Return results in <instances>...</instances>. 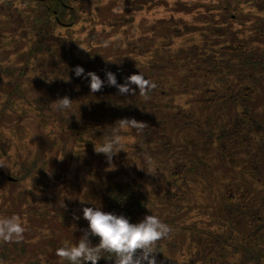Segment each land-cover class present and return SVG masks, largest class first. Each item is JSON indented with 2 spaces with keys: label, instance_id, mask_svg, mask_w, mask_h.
<instances>
[{
  "label": "trees",
  "instance_id": "1",
  "mask_svg": "<svg viewBox=\"0 0 264 264\" xmlns=\"http://www.w3.org/2000/svg\"><path fill=\"white\" fill-rule=\"evenodd\" d=\"M166 1L169 9L165 8L159 13L149 10V14L136 10L137 14L127 17L126 21V17H123L122 21L105 25L102 31L94 28L86 35L88 38L84 35L79 40L62 31H71L81 21L80 15L84 5H71V0H27L25 4L19 0H0V25L8 31L7 36L16 38L12 45L14 49L9 50V54L18 56V60H25L18 65H13L17 63L15 61L13 64L12 61H5L6 66L10 68L0 69V73L7 76L5 80L3 76L0 77V93L2 82L9 80L10 75L16 74V86L8 92L10 97L4 104L16 107L17 102L22 101L21 98H26V101L30 99L26 96L28 89V94L39 91L28 103L37 106L49 99V114L58 118L49 119V123H41L47 136L52 137L54 134V126L51 123L56 126L58 123L55 121L64 120L67 124L62 127V133H75L81 144L91 137L93 142L99 145L106 133L111 135L110 128L118 119L135 118L147 126L139 133L136 129H128L122 133L124 141H130L126 144H131L126 151L130 153L129 157L134 154L133 149L136 147V155L147 154V151L150 155H157L155 150L162 146L155 144L152 133H162L164 129L179 128L185 131L188 127L192 128L191 134L195 142L208 140L211 135V142L227 136L228 139L231 137L232 144L244 137V132H241L244 123L245 127L250 128L259 118V124L264 131V103L257 109L255 104L249 103L255 96L264 92V0L251 1L248 9H245L243 3L239 5L240 0ZM113 12L115 11L112 10L110 14ZM117 25L124 29L117 30ZM108 26H113L114 32L122 34L112 35L111 31H107ZM2 37L1 34L0 39H3ZM28 38L31 39L32 45L30 48L23 47ZM2 47L5 45L0 44V48ZM77 66L85 70L79 77L75 73ZM109 71L115 74L118 85L125 84L129 76L142 73L150 85L154 84L155 87L149 86L146 94L141 95L138 87L131 85L136 94L129 92L122 95L117 86L109 85L106 75ZM88 72H95L104 81L100 91L91 92V78L87 76ZM45 84H49V96L46 94L47 90L45 93L41 91ZM64 96L73 101L71 109L63 112L55 110L53 103ZM172 131H169V134H172ZM17 134L20 135L21 132L15 133L16 137ZM26 137L30 143L33 141L31 137ZM188 138L189 135L184 134L183 139ZM161 141L158 139V142ZM261 143H242L241 155H246V159L228 155L222 148L221 156L212 150L215 146H211V171L214 162L221 161L230 171L233 168H245L252 172L251 165L244 166L243 162L254 164V160H260V154L264 152V145ZM163 146L162 155L156 158L165 160V156L172 157L168 166L169 175L171 171L175 172L177 166L192 164L191 157L184 148L175 149L170 140ZM115 157L116 155L112 158L113 165H106L102 172L96 171L100 178L98 187L104 192L102 211L126 215L131 222L137 223L134 218L145 208L146 203L149 202V206L154 205L150 202L152 195L136 190L131 180L113 171ZM105 159L102 157V161ZM193 162L198 163L197 171L201 172L199 159ZM45 166L44 162L41 164L36 161L28 168V175L20 180L30 177L32 181H40L37 174ZM96 167L99 168L100 165ZM108 167L109 169H106ZM191 168L196 170L193 165ZM250 176L256 177L257 174ZM44 178H48L47 175L44 174ZM32 181L18 197L23 207L32 205L37 199V196H34ZM227 187L225 181L218 178L211 184V192L227 197L226 200H232L234 195L226 191ZM226 200L217 215L221 216L224 208L225 216L228 214L227 217L231 221L239 223L245 219L246 204L241 205L240 219L235 220L234 217L238 213L225 205ZM250 200L247 196L246 203L249 204ZM40 201L37 200L38 203ZM251 206L253 207L250 211L255 212L258 217L253 227L261 229L250 230L249 224L235 226L236 235L228 230L226 238L210 231L211 237H205L211 240L210 243L206 240L204 249L195 254L197 257L198 254H203L204 258L196 263L206 264L209 261L211 264H229L231 259L240 254L245 264H264V198ZM171 211L174 212L171 216L178 214L175 209ZM161 213L160 215L166 218L165 214H170V210ZM36 214L33 218L39 224ZM39 216L46 226H55L47 215L39 213ZM84 227L87 229L88 223ZM171 229V233L166 237L169 241L161 243L160 246L159 243L164 239L159 241V251L165 247L172 252L177 250L178 243L171 239L174 230L172 226ZM55 230L57 229L52 230L53 234ZM91 240L94 244L99 243L98 237H91ZM195 246L197 248V245ZM26 248L25 241L5 244L7 250L23 252ZM103 254L104 257L110 256L108 253ZM105 261L111 260L101 258L98 264H105ZM164 262L169 264V260ZM108 264H114V261Z\"/></svg>",
  "mask_w": 264,
  "mask_h": 264
},
{
  "label": "rangeland",
  "instance_id": "2",
  "mask_svg": "<svg viewBox=\"0 0 264 264\" xmlns=\"http://www.w3.org/2000/svg\"><path fill=\"white\" fill-rule=\"evenodd\" d=\"M19 1L23 4L27 2V0ZM251 1L253 2V0H240L239 5L243 3L245 9H248ZM70 4L78 7L84 5L85 7H82L81 21L71 31L63 30L62 32L72 34L79 40L88 32L90 34L94 28L102 31L105 25L122 21L123 17H126V21L127 17H133L134 14H137L136 10H143L149 14V10H152V13H159L168 8L166 0H71ZM112 10L115 12L110 14ZM114 29L113 26H108L107 31H111L112 35L122 34L114 32ZM116 29L122 31L124 27L117 25ZM1 34L3 39H0V44H4L5 47L0 48V60L2 61L0 69L10 68L6 66L5 61H12V64L13 61L17 62L13 65L24 62L23 58L18 60V56H10L9 50L14 49L12 45L16 38L7 36L8 31L0 25ZM33 38L35 39V37ZM31 45L32 41L28 38L27 44L24 43L23 47L30 48ZM25 51L22 50V52ZM1 76L4 77V80L7 79L6 74L0 73ZM14 76L16 74L10 75L11 78L9 77L6 82L1 81L3 88L0 93V217L12 215L21 217L25 226V233L21 242L25 241L27 248L23 252L14 249L7 250L5 249L6 243L0 242V264H69L68 261H62L56 255V250L65 244L74 245L78 243L79 238L83 235V230L86 229L84 226L88 223L83 219L84 207L103 209L104 192L98 187L100 178L96 171L102 172L106 165H113V160L109 163L105 154H97L94 151V147L98 143L95 144L91 137H88L81 144L75 133L71 135H69L71 131L62 133V127L66 126L67 121H55L58 123L56 126L55 123H51L54 126V134L52 137H48L41 123L43 121L49 123V119L58 118H55L56 115L50 116L51 114H49V99L37 106L28 103L39 94V91H32L28 94L30 90L28 89L26 96L30 99L26 101V98H21L22 101L17 102L16 107L5 105L4 101L10 97L8 92L16 86ZM48 88L49 84H45L41 91L45 93L47 90L48 93L46 92V94L49 96ZM249 103L255 104V109H257L261 103H264V92L255 96L253 101ZM38 108L43 110L40 111ZM257 120L250 128L245 127L244 123L242 125L243 130H241L244 132V137L233 144L231 137L228 139L227 136L222 140L211 142V135H209L208 140L203 139L198 143L192 138V128L187 127L185 131L179 128H171L169 130L164 129L165 131L162 133L159 131L152 133L155 144L162 146H158L159 148L155 150L157 155H150L148 151L147 154L136 155L135 152L138 147L134 148L132 145L134 154L129 157L130 153L126 151H128V145L131 144H126L130 141H124V150L120 152H125V154L118 153L116 155L113 171L116 174L120 173L125 179L131 180V184L136 190L150 193L152 195L150 202L154 204L149 206V202H147L145 208L134 218V221L140 222L146 215L155 214L163 222L173 227L171 239L178 243L177 250L172 252L166 247L159 251L161 249L159 248L160 244L166 243L169 238L158 242L159 246L158 243L156 245L157 264H167L164 260H169V264H200L196 262L197 260L201 262L204 256L198 254L199 257H197L195 254L198 250L204 249L206 240L210 243L211 240L205 238L206 236L211 237L210 231H214V235H221L226 238L225 234L227 235L228 230L236 235L237 228L235 226H247L249 224L250 230L261 229L256 228V226L253 227L256 225L254 223L258 217L255 212L252 213L250 210L253 207L251 204L256 205L260 199L264 198V152H261L260 160H254V164L241 161L245 164L244 166L251 165L252 172L245 168H231L232 171H230L221 161L214 162L211 171L210 157L212 150L222 156V148L228 155L246 159V155H241L243 142L259 141L264 145V131L259 124V118ZM47 130L49 131V127ZM171 130H173L172 134H169ZM17 132H21L22 135L17 134L18 137H16L15 133ZM184 134H188L189 138L183 139ZM26 136L31 137L33 141L30 143ZM158 139L162 141L158 142ZM169 140L174 143L175 149L184 148L192 160V164L188 166H177L175 172L172 173L171 171V175H169L168 166L171 164L172 157L165 156V160L156 158L162 155L163 145ZM211 146H215V148L211 150ZM102 157L106 159L102 161ZM196 159H199L202 165L201 172L197 171L198 163L193 162ZM36 161L46 164L41 170L42 173L37 174L40 181L34 179L33 182L30 177L20 180L21 177L28 175V168ZM97 165L100 167L97 168ZM192 165L196 167V170L191 168ZM253 173L257 176H250ZM44 174L48 178H44ZM218 178H222L228 185L226 191L234 195L232 200H226L227 197L211 192V184H214ZM31 181L34 187V196H37V199L32 205L23 207L18 197L27 189L26 185ZM185 189L188 190L185 191ZM247 196L251 198L249 204L246 203ZM38 199L42 202L38 203ZM224 200H226L225 205L228 208L236 210L238 213L234 217L235 220L240 219L241 205L245 203L247 210L245 219L239 223L231 221L227 217L228 214L225 216L224 208L221 216L217 215ZM17 208L20 209L17 210ZM168 209L170 214L166 213V218H163L160 213ZM172 209L177 210L178 214L171 216L174 213L171 211ZM39 213L40 215H47L55 226H46ZM35 214L40 221L39 224L33 218ZM74 217H79V219ZM262 221H264V213L262 214ZM64 223L67 225L64 226ZM185 226L188 227L184 228ZM55 228L57 230L53 234L52 230ZM67 236L71 238L68 239ZM171 242L174 243V241ZM102 255L104 256V254ZM108 262L112 261H105V264ZM206 264L211 263L208 261ZM229 264H245V262L241 260L239 254L231 259Z\"/></svg>",
  "mask_w": 264,
  "mask_h": 264
},
{
  "label": "clouds",
  "instance_id": "3",
  "mask_svg": "<svg viewBox=\"0 0 264 264\" xmlns=\"http://www.w3.org/2000/svg\"><path fill=\"white\" fill-rule=\"evenodd\" d=\"M84 72L83 67L77 66L75 69L78 77ZM106 75L109 85L117 86L122 95L129 92L136 94L131 85H136L141 95L146 94L149 86L155 87L154 84L150 85L142 73L129 76L123 85L117 84L114 73L109 71ZM87 76L91 78V92L100 91L104 81L95 72H88ZM72 103L70 97L64 96L53 105L55 110L63 112L70 110ZM146 126L147 124L135 118H120L110 128L111 135L106 133L103 142L95 145L94 151L97 154H105L108 162L111 163L112 158L124 150L125 137L122 133L128 129H136L139 133ZM74 218L79 219V217ZM83 219L88 222V227L83 230L78 243L65 244L56 250V255L69 264H81V262L98 264L101 258L114 261V264H157L156 245L172 231L171 227L155 214L146 215L140 222L133 223L123 214L117 215L99 208L84 207ZM24 233L25 226L20 216L0 217V242H20ZM91 237H98L99 243L94 245ZM103 253H108L110 256L104 257Z\"/></svg>",
  "mask_w": 264,
  "mask_h": 264
}]
</instances>
